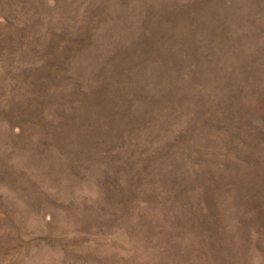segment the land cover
<instances>
[{
    "label": "rangeland",
    "instance_id": "374dc122",
    "mask_svg": "<svg viewBox=\"0 0 264 264\" xmlns=\"http://www.w3.org/2000/svg\"><path fill=\"white\" fill-rule=\"evenodd\" d=\"M0 264H264V0H0Z\"/></svg>",
    "mask_w": 264,
    "mask_h": 264
}]
</instances>
